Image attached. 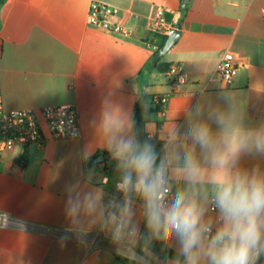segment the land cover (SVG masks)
<instances>
[{
	"label": "crops",
	"instance_id": "0c3cea01",
	"mask_svg": "<svg viewBox=\"0 0 264 264\" xmlns=\"http://www.w3.org/2000/svg\"><path fill=\"white\" fill-rule=\"evenodd\" d=\"M92 2L119 8L116 21L130 36L89 25ZM183 2L6 0L0 6L4 109L38 111L70 105L76 107L80 123L77 139L53 140L45 130L43 147L18 146L0 157V212L25 224L0 228V264H122L117 260L121 255L117 246L106 233L93 227L84 246L66 231L70 185L83 186L90 179L89 186L102 190L105 200L120 195L115 187L119 178L115 162L103 149L97 131L105 110L133 120L135 104L143 95L168 96L164 112L151 113L145 124L150 137L165 141L174 122L185 125L191 105L200 100L223 107L220 93L228 92L242 109L246 127L264 124V0H190L186 8ZM159 6L166 10L171 30L181 34L166 55L153 58L159 50L151 40L155 34L164 35L152 29ZM225 51L233 52L241 64L227 87L218 74ZM158 59L166 71L156 69ZM174 64L184 67V84L169 75ZM153 102L151 108H155ZM86 147L93 149L88 160L81 156ZM105 155L109 157L96 161ZM239 164L264 170V156L244 154ZM183 187L182 182H173L172 192ZM209 215L215 216L211 208ZM136 218L145 232L138 203ZM66 235L69 238L62 241ZM177 246L175 242L168 245L175 254ZM153 249L152 242L159 264L174 259Z\"/></svg>",
	"mask_w": 264,
	"mask_h": 264
},
{
	"label": "clouds",
	"instance_id": "9594fccd",
	"mask_svg": "<svg viewBox=\"0 0 264 264\" xmlns=\"http://www.w3.org/2000/svg\"><path fill=\"white\" fill-rule=\"evenodd\" d=\"M220 99L223 107L200 100L191 105L185 125L173 123L160 151L138 139L130 116L105 110L97 131L115 162L120 195L105 200L102 190L89 186L90 179L83 186L70 185L66 231L88 246L87 236L95 227L118 252L135 253L134 264H159L151 251L154 240L178 245L167 264H260L264 170L243 168L239 161L244 154L264 156V124L246 127L235 98L222 92ZM92 154L86 147L81 156L88 160ZM173 182L184 187L173 194Z\"/></svg>",
	"mask_w": 264,
	"mask_h": 264
},
{
	"label": "built area",
	"instance_id": "2783aa9c",
	"mask_svg": "<svg viewBox=\"0 0 264 264\" xmlns=\"http://www.w3.org/2000/svg\"><path fill=\"white\" fill-rule=\"evenodd\" d=\"M120 9L108 4L92 2L88 14V24L124 36H130V31L116 19L120 16ZM166 10L159 6L152 25L154 32L164 35L170 33L171 27L165 19ZM241 64L237 56L231 51L222 54L218 65V74L221 82L227 87L230 86L240 70ZM169 75L175 78L178 84L186 82L184 67L174 64L168 71ZM155 104L166 109L169 97L155 96ZM47 130L53 140L77 139L80 137V123L76 107L62 105L57 107H47L36 110H12L4 109L0 100V157L10 152L15 147L21 146L26 149L29 146L37 145L43 147L46 142ZM173 193V192H172ZM174 194V193H173ZM22 224L7 213L0 212V228L21 227ZM92 244L96 239H92ZM122 256L135 260L136 254Z\"/></svg>",
	"mask_w": 264,
	"mask_h": 264
},
{
	"label": "trees",
	"instance_id": "16d2710c",
	"mask_svg": "<svg viewBox=\"0 0 264 264\" xmlns=\"http://www.w3.org/2000/svg\"><path fill=\"white\" fill-rule=\"evenodd\" d=\"M6 0H0V6L3 5L5 3ZM183 1V0H182ZM187 9H184L183 12H185ZM154 38L151 40V43L156 45L158 47V50L162 49L168 39L167 36L164 35H158L155 34L153 36ZM155 55L153 56V58H155ZM160 63V59L155 60V67L156 69H158L159 71H166V68H162V65L159 64ZM154 101V97H150V96H146L143 95L135 104L134 107V116H133V121L135 123V131L137 133L138 139H140L142 142L144 140H148L150 143H153L156 146L157 151L161 150V146L162 143L164 141L160 140L158 138V136L155 137H150V135L146 132L145 130V124H146V117L148 115H150L151 113H158L161 112L162 113V108L160 105L155 104V108H151V102ZM154 103V102H153ZM160 126V123H159ZM25 159V157H24ZM145 229V226H144ZM146 231V229H145ZM154 244V252L156 253H160V252H165L168 253L169 256L171 258H175L176 254L174 252L171 251V249L168 247L167 244H165L162 241H153ZM137 253H141L140 249L137 248ZM117 260L119 263L122 264H134L135 260L129 259L127 257L121 256V255H117ZM260 264H264V258L261 259Z\"/></svg>",
	"mask_w": 264,
	"mask_h": 264
},
{
	"label": "water",
	"instance_id": "95a60500",
	"mask_svg": "<svg viewBox=\"0 0 264 264\" xmlns=\"http://www.w3.org/2000/svg\"><path fill=\"white\" fill-rule=\"evenodd\" d=\"M190 0H184L183 2V8H186L188 3H189ZM181 32L179 30H171L169 36H168V39L164 45V47L162 49H160L158 51V53L156 54V58H160V57H163L164 55H166L170 50L171 48L174 46L176 40L178 39V37L180 36ZM109 155H105V156H99L97 158V162H102L105 158H108Z\"/></svg>",
	"mask_w": 264,
	"mask_h": 264
}]
</instances>
